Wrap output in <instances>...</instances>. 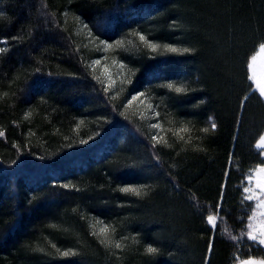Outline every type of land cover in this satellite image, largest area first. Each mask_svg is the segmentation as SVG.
I'll list each match as a JSON object with an SVG mask.
<instances>
[{
  "label": "trees",
  "instance_id": "1",
  "mask_svg": "<svg viewBox=\"0 0 264 264\" xmlns=\"http://www.w3.org/2000/svg\"><path fill=\"white\" fill-rule=\"evenodd\" d=\"M97 40L126 65L110 88ZM263 44L264 0H0V264L264 260L243 192L264 165ZM140 91L160 129L127 104Z\"/></svg>",
  "mask_w": 264,
  "mask_h": 264
},
{
  "label": "snow or ice",
  "instance_id": "2",
  "mask_svg": "<svg viewBox=\"0 0 264 264\" xmlns=\"http://www.w3.org/2000/svg\"><path fill=\"white\" fill-rule=\"evenodd\" d=\"M85 27H87V25H85ZM134 35H139V39L140 41H142L144 43V45L148 48H151L153 50V52L156 51V49L159 47V45L152 43L145 35H141L139 33H134ZM102 44H104L106 46V48H112L113 45L109 44L106 40H102L101 41ZM123 44L122 40H116V46H121ZM167 49L169 52L172 53H176L178 51L177 48L172 47L171 44L167 45ZM5 51V49L3 47H0V53H3ZM191 51L190 48L185 47L183 49L184 53H189ZM100 60L97 59L95 61L96 64H100ZM120 69H124L126 67L125 64L121 63L120 64ZM105 73H108V68L105 67L104 69ZM109 78V87H111V75L109 74L108 76ZM96 79H100L99 77H96ZM131 82V81H129ZM167 88L172 89L174 88V85L169 83L166 85ZM105 91H108V89L106 88ZM253 91H257L256 89H254ZM175 92L177 93H182L184 92L183 88H175ZM144 95V93L142 91L131 95L130 99L127 101V104L130 106L132 104L133 101H137L139 100L142 96ZM147 107L149 109H151L153 107V105L148 104ZM123 114V113H121ZM156 116L159 117L160 113L157 111L156 112ZM211 124V130H216L217 129V123L214 121L210 122ZM153 128L155 129H160L161 125L159 123H155L152 125ZM180 132H185L187 131V129L181 128L179 130ZM203 132L208 133L209 132V128L208 127H204L203 128ZM5 133L3 131H0V137H4ZM97 135H99V133H97ZM162 137L154 135L152 137V140L155 141L156 143H160ZM181 139H183V137H181ZM89 141L88 140H81L80 144L84 145V144H88ZM259 147L264 148V135L260 136V144ZM253 176H249L248 177V183L250 186L248 187H244L243 188V192L246 194L245 199L247 201H259V203H257L255 206L257 209H264V199H261L262 196H264V167H260L258 169L255 170V179H254V186L252 185L253 182ZM64 188H69L70 185L68 184H64L63 185ZM224 186L222 185V188ZM120 191L122 193H133L135 196L139 197L141 195V189L136 188V187H122L120 189ZM221 200H223V192H221ZM264 216V211H260V212H254L250 217L249 220L252 221L251 223L248 224V229H250V231H248L247 235L248 237L252 240V241H258L260 245H264V220L260 219V217ZM216 221H217V216L216 215H208L207 216V223L210 226H215L216 225ZM105 231V230H102ZM101 243H105L104 240H101ZM53 247H56V245H53ZM115 247L117 249H119L121 247V245L119 243H117L115 245ZM208 251L211 252L212 251V243L210 242L208 244ZM147 252L148 253H156L157 252V248L155 247H151L149 246L147 248ZM63 257H69V252L68 251H64L62 253ZM205 264H208V262L206 261ZM242 264H254L253 261H243ZM261 264H264V261L261 262Z\"/></svg>",
  "mask_w": 264,
  "mask_h": 264
},
{
  "label": "rangeland",
  "instance_id": "3",
  "mask_svg": "<svg viewBox=\"0 0 264 264\" xmlns=\"http://www.w3.org/2000/svg\"><path fill=\"white\" fill-rule=\"evenodd\" d=\"M97 42L98 43H101L99 40H97L96 43ZM101 45L103 47V50H102L101 54L96 59L93 60V63H94L93 65H96L98 67V74L102 78V80L104 81L105 86L107 88H110L109 87L110 81H109L108 76H109V74L111 75V87H113L117 83V79H118V76H119V72L121 70L120 67H119L120 64H121V62L118 59H116V57H114V58L110 57L108 55V51L106 50V46L104 44H102V43H101ZM97 59H99L101 61L100 64H96L95 63V61ZM251 59H252L251 71H252V78H253V80L255 82L254 85L258 86V88H260V90L264 94V69H260L261 68V66H260L261 63L264 62V44L252 56ZM262 65H264V64H262ZM105 67L108 68V73L107 74L104 71ZM258 69H260L262 71H260L258 73ZM142 101L143 100H139L138 101V104L141 106L140 111H144L145 112L144 113V117L149 122L150 127H152V125L155 124L154 115L150 112V110L149 111L148 110L145 111L144 104H143ZM259 144H260V140L258 141V146H259ZM262 149L264 151V148H262ZM260 167H264V166H260ZM260 167H257L256 169H258ZM252 176L255 179V171L253 172ZM254 179H253V182H252V185L251 186H254ZM261 199H264V196H262ZM256 202L259 203V201H255V203ZM260 211H264V209H257L256 206H255L254 212H260ZM260 219L264 220V216L260 217ZM251 222L252 221H250V223ZM243 261H253L254 264H261V262L264 261V260H262V259H256V258H250V259L242 260L241 262H239L237 264H242Z\"/></svg>",
  "mask_w": 264,
  "mask_h": 264
},
{
  "label": "crops",
  "instance_id": "4",
  "mask_svg": "<svg viewBox=\"0 0 264 264\" xmlns=\"http://www.w3.org/2000/svg\"><path fill=\"white\" fill-rule=\"evenodd\" d=\"M259 64V63H258ZM262 64H264V62L263 63H261V68L260 69H264V65H262ZM251 65H252V59H250V63H249V71H250V77H251V80L253 81V83L255 84V82H254V80H253V78H252V71H251ZM260 69H258V73L260 72V71H262V70H260ZM255 86V88L260 92V94L264 97V94H263V92L260 90V88H258V86H256V85H254ZM260 140V139H259ZM262 166H264V165H262ZM260 167V166H259ZM256 204H257V202H256Z\"/></svg>",
  "mask_w": 264,
  "mask_h": 264
}]
</instances>
